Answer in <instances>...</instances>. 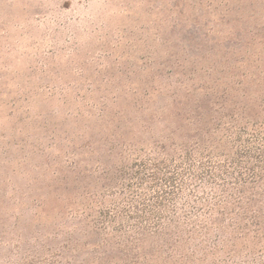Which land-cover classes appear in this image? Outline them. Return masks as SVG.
Wrapping results in <instances>:
<instances>
[{"label":"rangeland","instance_id":"374dc122","mask_svg":"<svg viewBox=\"0 0 264 264\" xmlns=\"http://www.w3.org/2000/svg\"><path fill=\"white\" fill-rule=\"evenodd\" d=\"M240 87L264 94V0H0V264H80L127 152Z\"/></svg>","mask_w":264,"mask_h":264},{"label":"trees","instance_id":"16d2710c","mask_svg":"<svg viewBox=\"0 0 264 264\" xmlns=\"http://www.w3.org/2000/svg\"><path fill=\"white\" fill-rule=\"evenodd\" d=\"M233 90L127 152L124 197L88 214L80 264H264V94Z\"/></svg>","mask_w":264,"mask_h":264}]
</instances>
